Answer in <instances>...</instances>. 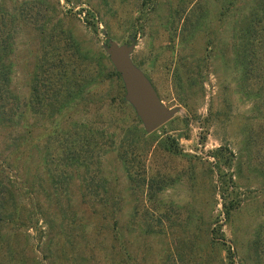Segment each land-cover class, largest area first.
Returning a JSON list of instances; mask_svg holds the SVG:
<instances>
[{
    "label": "rangeland",
    "instance_id": "rangeland-1",
    "mask_svg": "<svg viewBox=\"0 0 264 264\" xmlns=\"http://www.w3.org/2000/svg\"><path fill=\"white\" fill-rule=\"evenodd\" d=\"M255 2L0 0L16 14L0 71L17 105L15 130L0 126V264H264V26L243 44L238 31ZM106 37L134 42L176 108L156 130L132 108L106 130L91 92L62 97Z\"/></svg>",
    "mask_w": 264,
    "mask_h": 264
},
{
    "label": "trees",
    "instance_id": "trees-1",
    "mask_svg": "<svg viewBox=\"0 0 264 264\" xmlns=\"http://www.w3.org/2000/svg\"><path fill=\"white\" fill-rule=\"evenodd\" d=\"M230 6L231 3L230 1H228L227 6L225 7L226 12L229 11ZM226 12L224 15H226ZM22 13L25 18V7H22ZM13 16H16V14L13 13L11 16L6 12V10L0 11V52H3L5 50L8 51V47H6L7 43L12 38L11 34L16 31V25L13 22L10 23ZM260 21L261 25L259 26V28H262L264 26V0H256L255 6L248 10L246 22L243 27L238 30L239 36H241L242 44L246 39L254 37L253 34L256 32L255 26ZM89 26L91 27V30L95 32L96 26L93 20L91 21V23H89ZM234 30L237 31L236 28ZM80 52L81 60L82 62H85V66L86 64H92V77L89 76L87 78L88 72H86V69H84L85 72L80 71L78 76H73L72 73L70 75V71L67 75V77L70 79V85L66 87L62 97H66L67 99L79 98L83 99V103H86L85 99L87 100L88 96L86 98L85 94L91 92L90 94L92 96L97 97V105L95 107L93 116L94 120L98 122L101 127L104 124L103 128H105L106 130H108L110 127H113L114 129L122 128L124 122L131 123V121H133V117L131 115V107L123 99L124 91L119 74L114 71L112 65L108 61L107 56H104L99 48H97V50L92 51L91 55H88L87 50ZM6 74L7 72L0 71V126H3L7 132L12 133L15 130L16 123L14 122V120L16 118L17 105L11 100V92L8 85L2 83V80ZM31 91L36 92V96L40 95L38 87L36 88L34 86ZM48 91L49 93H47L46 97L51 98L52 101H57V97L60 93V90L55 88L54 90L48 89ZM4 99H6L5 102ZM8 99H10L11 101L8 102ZM48 105L50 106V104ZM45 106L46 105L39 106V110H41V108ZM35 107L36 105H30L29 102L25 103L26 111H29L30 108L35 109ZM28 125L29 124H26V132H28ZM129 127L131 131H136L135 126L130 125ZM100 130L102 136V133L105 130L101 128ZM171 143L172 142H165V144H167L166 148L170 152L174 150L172 148L173 146L171 145ZM212 156H215V154H213ZM1 159L3 161L6 160L5 156L1 157ZM5 174L6 173L4 171H0V182L3 181L9 185L11 184V182L8 180L7 175ZM4 192L6 194L7 190H4ZM223 204L226 205H224V212L227 215L229 210L235 207L234 204L236 203L229 200L227 204ZM14 208L12 209V213L8 214L5 217V221L10 222L9 224L12 223V227H17L15 224H17L16 220H18V218L16 219L15 217L16 212ZM1 220H3V218L0 216V221ZM17 225H22V223H19ZM9 261L10 260H5L4 264H7Z\"/></svg>",
    "mask_w": 264,
    "mask_h": 264
},
{
    "label": "water",
    "instance_id": "water-1",
    "mask_svg": "<svg viewBox=\"0 0 264 264\" xmlns=\"http://www.w3.org/2000/svg\"><path fill=\"white\" fill-rule=\"evenodd\" d=\"M134 42L118 43L106 37L103 49L114 71L119 74L123 99L135 113L146 133L168 121L176 108L166 106L145 73L133 62Z\"/></svg>",
    "mask_w": 264,
    "mask_h": 264
}]
</instances>
